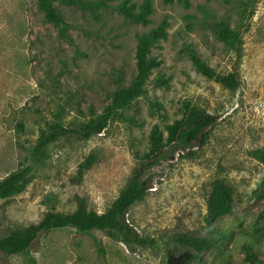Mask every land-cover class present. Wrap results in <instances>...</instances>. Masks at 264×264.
Wrapping results in <instances>:
<instances>
[{
	"label": "rangeland",
	"instance_id": "374dc122",
	"mask_svg": "<svg viewBox=\"0 0 264 264\" xmlns=\"http://www.w3.org/2000/svg\"><path fill=\"white\" fill-rule=\"evenodd\" d=\"M123 1L55 2L67 24L62 31L45 19L37 0H0V181L23 168L48 125L103 113L112 93L134 81L138 37L168 22L167 38L151 52L162 64L145 94L117 111L100 135L50 145L26 191L0 199V238L39 223L49 211L72 213L79 200L106 212L148 152L152 129L166 138V126L184 117L186 105L218 121L202 149L147 171L151 188L127 216L154 245L131 250L107 232L68 228L41 233L28 257L0 252V264H181L189 250L169 236L182 233L214 238L202 264H250L248 253L264 264V162L251 154L264 150V0H189V7L182 0H151L146 26L120 14ZM130 1L139 10L146 0ZM220 21L241 36V61L218 39ZM192 53L220 74L238 72L239 88L200 74ZM160 79L167 85L159 86ZM90 157L95 165L77 182ZM217 179L235 188L233 212L210 229L207 199Z\"/></svg>",
	"mask_w": 264,
	"mask_h": 264
},
{
	"label": "trees",
	"instance_id": "16d2710c",
	"mask_svg": "<svg viewBox=\"0 0 264 264\" xmlns=\"http://www.w3.org/2000/svg\"><path fill=\"white\" fill-rule=\"evenodd\" d=\"M37 1L44 12L45 19L60 27L62 31H66L67 24L61 14L57 12L54 4L55 2L75 4L77 0ZM182 1L186 7H189V0ZM164 2L172 4L175 0H164ZM153 11L151 0H146L139 10L130 0H124L119 6L121 15L135 24L145 26L150 24V14ZM167 29L168 22L163 20L157 28L138 37L134 81L129 87L118 89L112 93V103L105 108L103 113L97 114L91 110L90 117L79 123L65 124L59 120L41 131L36 145H33L27 152L23 168L0 181V199L12 198L26 191L36 178L37 171L42 166L50 145L63 139L75 138L79 141H86L100 135L116 116L117 111L128 108L145 94L147 81L153 71L162 64L160 60L151 56L152 49L159 41L167 38ZM215 32L218 39L232 49L239 59L238 61H241L244 54L241 36L224 21L215 24ZM191 60L200 74L210 80H215L223 88L231 90L239 88L238 72L220 74L195 53L191 54ZM166 82L163 79L157 81L159 86L167 85ZM217 121V117L206 111L186 105L184 117L166 126L168 132L166 138L157 126L152 129L149 136L148 152L136 162L119 195L106 212L98 213L94 209H88L84 200H79L77 209L72 213L49 211L39 223L0 238V252L6 257H28L32 244L41 233L68 228L84 233L94 230L107 232L118 237L131 250L154 245L155 240L140 235L130 224L127 216L136 204L144 200L151 188V180L146 177L147 171L163 161L173 159L180 152L193 155L194 151L191 150L202 149L209 139L210 130ZM251 154L254 158L264 162L263 149L255 150ZM93 165H95L94 157H90L80 165L78 175L75 177L77 182L82 180L83 176L93 168ZM234 195L235 188L224 180L217 179L212 183V189L207 199V217H205L210 229H213L218 218L233 212ZM169 239L189 250L181 264H202L204 254L215 245L214 238L198 237L190 233L173 234L169 236ZM246 261L250 264L258 262L254 253H248Z\"/></svg>",
	"mask_w": 264,
	"mask_h": 264
}]
</instances>
